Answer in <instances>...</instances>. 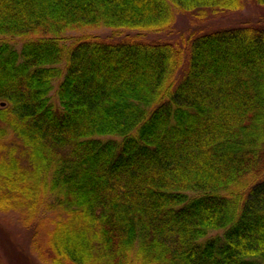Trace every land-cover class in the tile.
I'll list each match as a JSON object with an SVG mask.
<instances>
[{"label": "trees", "instance_id": "1", "mask_svg": "<svg viewBox=\"0 0 264 264\" xmlns=\"http://www.w3.org/2000/svg\"><path fill=\"white\" fill-rule=\"evenodd\" d=\"M246 2L0 0V210L53 264H264V25L141 39Z\"/></svg>", "mask_w": 264, "mask_h": 264}, {"label": "rangeland", "instance_id": "2", "mask_svg": "<svg viewBox=\"0 0 264 264\" xmlns=\"http://www.w3.org/2000/svg\"><path fill=\"white\" fill-rule=\"evenodd\" d=\"M173 26L164 29L161 32H147L143 34V40H163L170 42H180V40L190 33L207 31L226 26H234L242 23L264 25V6L255 3L246 2L243 8L236 11L223 13H213L203 17H197L194 12H177L174 17ZM112 30V29H111ZM109 27L103 25H93L77 27L67 30L65 35H74L80 33H94L101 37L106 36L107 32L112 34ZM110 37V36H109ZM112 38V37H110ZM0 39L8 40L14 47L18 48L21 39L17 36L0 35ZM59 79L53 80L54 87ZM50 99L57 104L55 90L50 91ZM10 140L15 141L13 133L9 132ZM18 155L22 162H27V154L18 142ZM44 224L38 228L35 234H32L33 227L25 224L22 214L17 210H0V264H53V252L46 241V228L51 227L49 221L53 218L52 210L44 212ZM219 232L211 230L210 234Z\"/></svg>", "mask_w": 264, "mask_h": 264}]
</instances>
